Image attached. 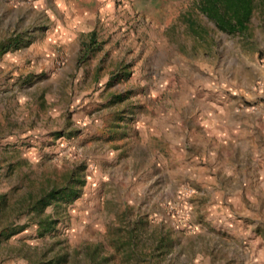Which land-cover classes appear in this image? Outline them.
I'll return each instance as SVG.
<instances>
[{"label":"rangeland","instance_id":"rangeland-1","mask_svg":"<svg viewBox=\"0 0 264 264\" xmlns=\"http://www.w3.org/2000/svg\"><path fill=\"white\" fill-rule=\"evenodd\" d=\"M93 1L0 20V264H264V0Z\"/></svg>","mask_w":264,"mask_h":264},{"label":"crops","instance_id":"crops-1","mask_svg":"<svg viewBox=\"0 0 264 264\" xmlns=\"http://www.w3.org/2000/svg\"><path fill=\"white\" fill-rule=\"evenodd\" d=\"M76 3L85 2L93 0H74ZM94 0L93 2H95ZM30 15L35 12L39 16L41 21V30H36L35 37L36 39H28L26 44L20 45L17 49H22L24 47H30L32 50L39 52L41 55L44 51H48L50 46H53L57 41H61V34L54 33L50 29V0H0V20L2 19L4 24L10 20H21L22 25L26 26L29 22L28 18H25L28 14ZM36 15V14H35ZM42 19L46 20L43 21ZM18 34H14L15 36ZM31 34V33H30Z\"/></svg>","mask_w":264,"mask_h":264},{"label":"trees","instance_id":"trees-1","mask_svg":"<svg viewBox=\"0 0 264 264\" xmlns=\"http://www.w3.org/2000/svg\"><path fill=\"white\" fill-rule=\"evenodd\" d=\"M198 6L200 12L212 20L219 30L235 33L241 32L246 28L254 9V1L198 0ZM70 192L65 191V196L70 195Z\"/></svg>","mask_w":264,"mask_h":264}]
</instances>
